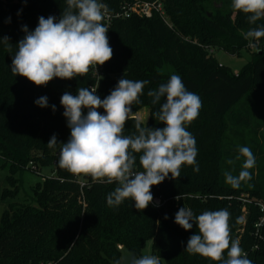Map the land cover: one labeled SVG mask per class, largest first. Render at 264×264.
<instances>
[{"label": "trees", "instance_id": "trees-1", "mask_svg": "<svg viewBox=\"0 0 264 264\" xmlns=\"http://www.w3.org/2000/svg\"><path fill=\"white\" fill-rule=\"evenodd\" d=\"M155 1L163 5L166 20L155 14L112 21L107 36L113 56L103 64L104 77L96 94L104 99L122 77L149 81L125 125L123 134L134 135L136 116L143 108L149 110V117L142 126L163 127L154 116L160 105L152 104L147 93L178 74L202 101L198 118L186 125L197 142L199 171L182 165L177 179L169 174L152 186L154 200L160 202L139 211L131 198L117 207L107 205L106 197L116 183L93 181L89 175H74L58 166L59 143L70 137L60 98L65 92L76 95L79 87L90 90L96 84L91 70L71 80L54 78L39 87L11 71L17 44L25 35L23 26L34 31L41 16L58 20L66 0H0V37H8L11 46L9 52L0 41V168L14 189L3 190L0 198L7 203L0 220V264H120L123 251L139 258L149 242L153 255L166 264H221L185 251L188 238L199 230L193 224L185 231L175 223L183 206L194 216L227 209L231 239L239 241L253 264H264V226L255 228L263 217L258 203L264 187L233 188L224 175L228 171L238 176L244 162V157L236 160L238 148L247 146L258 164L248 170L249 181L264 184V37L238 73L221 65L210 49L240 57L249 44L245 33L264 26V18L250 24L246 14L232 8V0H101L110 14L121 12L124 5ZM166 66L174 72L165 73ZM42 96L48 98L47 107L35 103ZM54 134L58 144L49 148ZM39 168H52L51 175L35 186L30 202H14L20 189L15 176ZM136 170H143L139 154ZM243 194L255 201H242Z\"/></svg>", "mask_w": 264, "mask_h": 264}, {"label": "clouds", "instance_id": "clouds-1", "mask_svg": "<svg viewBox=\"0 0 264 264\" xmlns=\"http://www.w3.org/2000/svg\"><path fill=\"white\" fill-rule=\"evenodd\" d=\"M66 4L58 20L51 15L41 16L34 31L23 26L25 35L18 42L11 63L14 76L25 77L38 87L46 86L54 78L82 77L90 68L96 70L97 66L111 60L113 49L107 36L109 29L102 23L108 15L107 5L101 0H66ZM232 8L246 14L250 24L264 18V0H232ZM262 37L264 26L245 33V39ZM0 41L8 45L11 52L9 38L0 37ZM147 84V80L122 77L104 99L96 94L99 85L90 90L79 87L76 95L65 92L60 98L70 137L67 142L59 143L58 166L74 175H89L93 181L116 183L118 186L106 197L109 207H117L131 198L135 208L143 211L153 202L152 186L169 178V174L171 179H177L182 165L194 166L193 170L199 171L197 142L186 125L198 118L202 101L186 88L178 74H172L166 83L147 93L152 97V104L160 105L154 116L163 127H145L137 119L136 134H123L132 114V105L141 102L139 97ZM162 97L165 98L163 103ZM35 103L47 107L48 98L42 96ZM52 108L55 111V105ZM101 108L104 114L98 111ZM84 109H87L86 115ZM57 144L54 134L47 146L56 148ZM238 152L236 160L244 157L242 170L238 176L228 171L224 173L225 182L233 188L251 179L248 170L256 163L249 147L241 146ZM136 154H139L142 171L136 170ZM227 162L234 163L233 160ZM229 219L227 209L204 211L194 216L190 208L181 207L175 214V223L185 231L191 230L193 224L199 230V234L188 238L185 251L221 264H253L239 241L231 239ZM130 264H160V258L133 256Z\"/></svg>", "mask_w": 264, "mask_h": 264}, {"label": "rangeland", "instance_id": "rangeland-1", "mask_svg": "<svg viewBox=\"0 0 264 264\" xmlns=\"http://www.w3.org/2000/svg\"><path fill=\"white\" fill-rule=\"evenodd\" d=\"M210 49L211 51L213 50L212 55L217 59V61L221 65H224L225 67L229 68L234 73H238L247 63H249V61H251L252 58L251 54L255 52L251 49L246 48L242 51L240 57H233L229 54L219 51L217 48H210ZM163 71L165 73L174 72L173 68L170 66H166L163 69ZM148 117H149V110L147 108H143L142 110H140L136 116V118L142 121L143 123H146ZM257 167L258 164H255V168ZM35 171L37 172H33L32 170H26L22 175L19 176L18 174L17 176H15L17 179H19L20 183L18 184V186H20V189H19V194L17 198L14 200V202H17L19 204L30 202L31 198L33 197V190L35 186L39 183H42L44 177L51 175L52 168H47V169L39 168L38 170ZM6 177H7V172L1 170L0 168V198L3 190L5 189L14 190L13 188L10 187L8 183H6L5 180ZM228 185L231 186L230 184ZM239 187H241L244 191H250V190H258L261 188L263 189L264 184L263 182H257L256 184H254L251 183V181L249 180H244L240 183ZM241 197H242L241 198L242 201L244 202L255 201L253 199L249 200L248 199L249 195L247 194H243ZM258 205L260 207V210L262 209V207H264V194H263V199L259 201ZM5 209H7V203H4L0 200V220ZM244 210L246 209L244 208ZM142 255H153L151 242L147 244ZM133 256L135 255L129 251L127 250L123 251L120 264H130V261ZM160 264H166V262L163 259H160Z\"/></svg>", "mask_w": 264, "mask_h": 264}, {"label": "built area", "instance_id": "built-area-1", "mask_svg": "<svg viewBox=\"0 0 264 264\" xmlns=\"http://www.w3.org/2000/svg\"><path fill=\"white\" fill-rule=\"evenodd\" d=\"M155 14H158L164 20H166L165 10L163 8V5L159 1H155V2H152V3L136 2V3L132 4V5H124V6H122L121 12H117L116 14L108 13V15L106 16L104 22H105V25L108 27V29H110L112 21L115 20V19L127 18V17H130L132 15L138 16L140 18H152ZM260 47H261V43H260L259 40H250L249 39L248 49H251L253 51H257ZM90 70L92 72L93 77L96 80V84L95 85H99L100 81L104 77V67H103V65L102 66H97L96 70H95L94 67L90 68ZM85 110H86V113H87V109H85ZM98 111L101 113V109H98ZM33 169H35V168L33 167ZM154 201L156 202V200L153 199V202ZM261 210H262V213H263V217L261 218L260 222L255 225V228L257 229V231H259L264 226V207H262ZM118 248L120 250L122 249V247H118Z\"/></svg>", "mask_w": 264, "mask_h": 264}, {"label": "water", "instance_id": "water-1", "mask_svg": "<svg viewBox=\"0 0 264 264\" xmlns=\"http://www.w3.org/2000/svg\"><path fill=\"white\" fill-rule=\"evenodd\" d=\"M160 201L159 200H156V203H159Z\"/></svg>", "mask_w": 264, "mask_h": 264}]
</instances>
